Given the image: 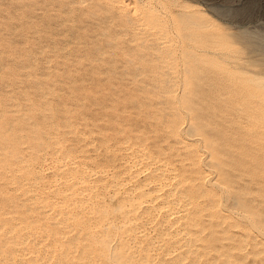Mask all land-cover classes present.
<instances>
[{
  "label": "rangeland",
  "instance_id": "rangeland-1",
  "mask_svg": "<svg viewBox=\"0 0 264 264\" xmlns=\"http://www.w3.org/2000/svg\"><path fill=\"white\" fill-rule=\"evenodd\" d=\"M134 1L0 0V264H264V0Z\"/></svg>",
  "mask_w": 264,
  "mask_h": 264
},
{
  "label": "bare ground",
  "instance_id": "bare-ground-1",
  "mask_svg": "<svg viewBox=\"0 0 264 264\" xmlns=\"http://www.w3.org/2000/svg\"><path fill=\"white\" fill-rule=\"evenodd\" d=\"M116 2H117V8L118 9H127L128 7V5H130L131 4V7H132V10L133 11H136L137 9H138V5H137V3L134 1V0H129L128 1V3H125V0H115ZM138 1H140V4L141 5H148V3H146V2H148L147 0H138ZM84 2V1H83ZM161 2V1H160ZM159 6H149V8H148V10H158L159 8H158ZM176 8V7H175ZM174 9V8H173ZM166 10H169V4H167L166 6H162L161 8H160V11H162L163 13H165L166 14ZM179 10H181V9H179ZM187 11V10H186ZM191 12V11H190ZM183 13V12H182ZM188 13V12H187ZM192 13V12H191ZM135 14H137V13H135ZM190 14V13H189ZM193 14V13H192ZM186 15V14H185ZM194 15V14H193ZM192 15V16H193ZM196 15V14H195ZM175 16V15H174ZM180 16V15H179ZM189 16V15H188ZM191 16V17H192ZM198 16V15H197ZM135 17V16H134ZM137 17V16H136ZM135 17V18H136ZM140 17V16H139ZM195 17V16H194ZM178 18V17H177ZM189 18V17H188ZM157 18H152V19H149L148 20V22L147 23H145V26L147 27V28H149L150 29V31H152V32H157L158 33V30H157V20H156ZM183 19V18H182ZM185 19V18H184ZM190 19V18H189ZM189 19H188V21H189ZM201 19V18H200ZM131 20V19H130ZM180 21V20H179ZM185 21V20H184ZM198 21V20H197ZM196 21V22H197ZM182 22V21H181ZM183 23V22H182ZM194 23V22H193ZM181 24V23H180ZM210 24H211V22H210ZM210 24H207V25H210ZM178 25V24H177ZM184 25V24H183ZM187 25V24H186ZM205 25V24H204ZM122 26V25H121ZM165 26V25H164ZM179 26V25H178ZM185 26V25H184ZM192 26V25H191ZM197 27V26H196ZM210 27H212L213 28V26H210ZM209 27V28H210ZM214 27H215V25H214ZM187 28V27H186ZM189 28V27H188ZM191 28V27H190ZM126 29V28H125ZM182 29V28H181ZM197 29V28H196ZM219 29V28H218ZM218 29H216V30H218ZM222 29V28H221ZM185 30V29H184ZM187 30V29H186ZM194 30V29H193ZM198 30H201V29H198ZM207 31H208V29H206ZM205 30V31H206ZM180 31V30H179ZM190 31L191 30H189V32H188V30H187V32H188V34L190 33ZM213 31H214V29H213ZM212 31V32H213ZM219 31V30H218ZM218 31H216V32H218ZM223 31V30H222ZM221 31V32H222ZM192 32V31H191ZM194 32V31H193ZM196 32H198V31H196L195 30V33ZM201 32V31H200ZM203 32V31H202ZM221 32H220V35H221ZM184 33H185V31H184ZM183 33V34H184ZM210 33H211V28H210ZM219 33V32H218ZM217 33V34H218ZM226 33V32H225ZM225 33H223L222 32V34H225ZM159 34V33H158ZM179 34V33H178ZM187 34V33H186ZM191 34V33H190ZM197 34V33H196ZM208 34H209V32H208ZM208 34H206V35H208ZM213 34H215V36L217 37V35H216V33H214L213 32ZM193 35V34H192ZM219 35V34H218ZM202 36V35H201ZM211 36V35H210ZM186 37V36H185ZM187 37H190V36H187ZM205 37V36H204ZM214 37V36H213ZM219 37V36H218ZM221 37V36H220ZM191 38V37H190ZM195 38V37H194ZM198 38H199V36H198ZM197 38V39H198ZM203 38V37H202ZM212 38V37H211ZM217 39H219V38H217ZM216 39V41L217 42H220L219 40H217ZM186 40H189V39H187L186 38ZM214 40H215V38H214ZM213 40V41H214ZM162 41V43H165V42H167V40H166V38L164 39V37H163V39L161 40ZM190 41V40H189ZM189 41H187V42H189ZM193 41V40H192ZM195 41V40H194ZM193 41V42H194ZM206 41V40H205ZM211 41V40H210ZM204 42V41H203ZM203 42H200V43H202L203 44ZM209 42V41H208ZM222 42V41H221ZM205 44H206V42H204ZM223 43V42H222ZM227 43V42H226ZM211 44H213V43H211ZM215 44V43H214ZM216 45H218L217 43H216ZM220 45V44H219ZM227 45V44H226ZM198 46H202V45H198ZM220 46H222V44L220 45ZM225 45H223V47H224ZM230 46V45H229ZM233 46V45H232ZM192 47V46H191ZM193 47H195V45L193 46ZM225 47H228V45L227 46H225ZM205 48H207L206 46H205ZM211 48H212V46H211ZM214 48V47H213ZM217 48V47H216ZM220 48H222V47H220ZM219 48V50H217V51H219L220 52V49ZM167 49H171V48H169V47H167ZM186 49V48H185ZM196 49V48H195ZM194 49V50H195ZM201 49H203L202 47H201ZM215 49V48H214ZM225 49H227V48H225ZM229 49V48H228ZM187 51V50H186ZM212 51V50H211ZM216 51V50H215ZM224 51V50H223ZM188 53H190V51H187ZM186 52V53H187ZM195 52H197V51H195ZM201 52V51H200ZM199 52V53H200ZM226 52V51H225ZM193 54H194V52H192ZM224 54V53H223ZM192 55V54H191ZM205 55V54H204ZM210 55V54H209ZM209 55H207L208 57H209ZM220 55H221V53H220ZM226 55V54H225ZM217 56V55H216ZM199 56H197V58H198ZM202 57H203V55H202ZM206 57V56H205ZM210 57H212V55L210 56ZM201 58V57H200ZM223 58V57H222ZM214 59H215V57H214ZM210 60V59H209ZM216 60V59H215ZM187 61V60H186ZM200 61H201V59H200ZM204 62V61H203ZM194 63V62H193ZM214 63V62H213ZM229 63V62H228ZM185 64H187V63H185ZM219 64V63H218ZM221 65V64H220ZM225 65V64H224ZM187 67H190L189 65H186V68ZM193 66H191L190 68H192ZM236 67V66H235ZM259 67V66H258ZM231 68V67H230ZM188 69V68H187ZM221 69V68H220ZM234 69V68H233ZM189 70V69H188ZM247 79V78H246ZM249 81V80H248ZM243 82V81H242ZM137 161V160H136ZM202 166V165H201ZM134 167V166H133ZM163 167V166H162ZM205 169V168H204ZM168 172V171H167ZM80 175V174H79ZM87 175V174H86ZM174 177V176H173ZM135 178V177H134ZM172 178V177H171ZM217 178V177H216ZM204 179V178H203ZM208 179V178H207ZM205 180V179H204ZM90 185V184H89ZM215 185V184H214ZM93 187V186H92ZM139 188V187H138ZM62 190V189H61ZM169 190V189H168ZM172 191L173 190H169V192H168V196L169 195H172ZM81 192V191H80ZM152 192H154V191H152ZM152 192H151V190H148V189H142L141 190V192H140V196L142 197V201H145V203H149L150 205H156L155 203V199L156 198H159L160 199V202L158 203V207L159 208H164V212L165 213H167V214H170V205H171V202L172 201H170L167 197H165V196H160L161 194L160 193H157L156 191H155V193L156 194H152ZM78 194H79V192H78ZM67 196V195H66ZM82 199V198H81ZM75 200H76V198H75ZM176 201H174V203H175ZM221 202V201H220ZM139 203H141V201L139 202ZM57 204V203H56ZM91 208V207H90ZM153 208V207H152ZM241 210H244L243 208L241 209ZM48 211V210H47ZM169 211V212H168ZM246 212V211H245ZM236 213V212H235ZM242 214V215H241ZM166 215V214H165ZM240 215L242 216H240L241 218H243V219H246V220H248L247 222H249L248 224L249 225H251V230L253 231L254 230V233L255 232H261L263 235H264V231L262 230V231H260L258 228H256L255 227V224L252 222V220H250L249 218H248V216L246 215V213H240ZM73 216V215H72ZM167 216V215H166ZM170 216V215H169ZM165 218V217H164ZM66 219V218H65ZM248 225V226H249ZM261 233H258V234H261ZM261 234V235H262ZM260 235V236H261ZM262 235V236H263ZM31 238H32V236H31ZM38 244V243H37ZM50 256V255H49ZM46 259H48V258H46ZM59 263V262H58Z\"/></svg>",
  "mask_w": 264,
  "mask_h": 264
}]
</instances>
